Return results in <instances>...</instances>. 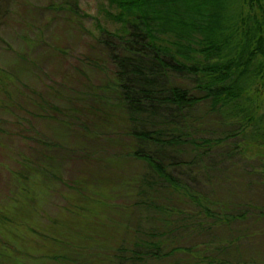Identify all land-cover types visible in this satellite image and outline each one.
Returning <instances> with one entry per match:
<instances>
[{"label": "trees", "instance_id": "obj_1", "mask_svg": "<svg viewBox=\"0 0 264 264\" xmlns=\"http://www.w3.org/2000/svg\"><path fill=\"white\" fill-rule=\"evenodd\" d=\"M258 1L109 0L126 36L103 32L96 41L115 74H105L113 83L104 82L106 93L97 89L104 110V102L88 107L98 126L85 129H101L106 147L120 150L118 165L126 159L140 169L116 182L120 202L87 204L82 233L69 227L66 238H31L38 255L8 248L13 264H224L235 244H213L218 232L238 223L253 237L264 203L257 208L246 194L264 200V164L247 173L241 141L264 145V113L257 120V100L246 95L264 74V19L244 11ZM172 75L200 78L181 87L165 82ZM111 131L123 140L109 139ZM259 247L246 264H264Z\"/></svg>", "mask_w": 264, "mask_h": 264}, {"label": "rangeland", "instance_id": "obj_2", "mask_svg": "<svg viewBox=\"0 0 264 264\" xmlns=\"http://www.w3.org/2000/svg\"><path fill=\"white\" fill-rule=\"evenodd\" d=\"M261 1L245 5L244 11L263 20L264 0ZM74 5L73 0H0V262L3 264H13L5 252L8 248L38 255L31 251L32 243L36 242L31 238H42L40 241L66 238L69 227L75 228L77 234L82 233L85 216L82 212L87 204L96 200L114 204L116 182L140 169L127 164L126 159L124 165H118L116 157L120 150L106 147L101 129L95 128L93 134H88L93 122L98 126L97 110L88 107L104 102L99 106L100 111L104 110L106 101L97 89L104 86L106 93L104 82L113 83L105 74H115L110 59L99 50L102 48L96 41L103 32L124 38L126 25L119 21L117 7L109 0H77ZM199 57L202 61L203 56H196ZM262 76V81L246 94L257 100V120L264 113L260 104L264 96ZM199 78V75H172L165 82L191 87V82ZM113 97L109 96L110 102ZM52 107L57 112L42 110H53ZM92 135L96 139H90ZM107 137L123 140L115 131L108 132ZM241 145L248 167L245 171L262 167L264 145L250 143L246 138ZM220 158L223 159L221 155L217 159ZM230 161L236 162L237 158L231 157ZM222 170L220 165L218 172ZM241 183L245 185L244 180ZM246 196L247 200L252 199L249 203H264L251 190ZM116 201L120 202V198ZM259 203L255 207H261ZM260 223L252 227L253 237L235 223L226 236L218 232L212 238L213 244L230 242L232 247L236 246L226 252L224 264L255 260L252 256L259 244L257 261H264V221ZM241 250L248 254L247 259H240ZM18 262L38 264L35 259Z\"/></svg>", "mask_w": 264, "mask_h": 264}]
</instances>
